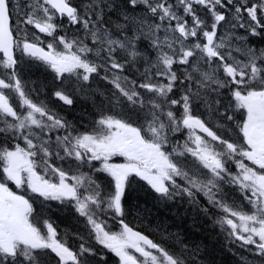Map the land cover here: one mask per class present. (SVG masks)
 <instances>
[{"label":"snow or ice","instance_id":"obj_1","mask_svg":"<svg viewBox=\"0 0 264 264\" xmlns=\"http://www.w3.org/2000/svg\"><path fill=\"white\" fill-rule=\"evenodd\" d=\"M249 37L264 38V0H0V264H107L103 250L118 264H202L199 246L178 235L158 228L156 240L129 226L134 177L161 201L215 209L216 224L253 257L242 264H264V47ZM24 57L80 93L94 76L106 80L121 113L81 131L33 98ZM53 95L73 104L62 88ZM216 118L235 125V138ZM51 201L84 218L78 247L58 233Z\"/></svg>","mask_w":264,"mask_h":264},{"label":"trees","instance_id":"obj_2","mask_svg":"<svg viewBox=\"0 0 264 264\" xmlns=\"http://www.w3.org/2000/svg\"><path fill=\"white\" fill-rule=\"evenodd\" d=\"M72 2L76 4L79 0H72ZM113 19H115V16ZM72 31L73 30L69 31V33H72L73 35L75 30ZM143 44L144 41H141L139 44L140 50L142 52L147 51L152 57H155V52L150 49V47H144ZM19 55L20 53H17V56ZM36 74L41 75L42 78H39L40 82L45 76L46 81L52 83V89L50 91L34 86L33 82H35L34 78L36 77ZM53 74V72L48 70L46 66L40 64L38 61H31L28 57L23 58V80L26 82L29 89L38 90L32 93L33 98L36 100H46L56 112L65 117L69 122L76 125L81 131L87 130L91 127L93 121L98 119L101 114L113 115V113H118L120 108H113L109 103V98L112 97L113 91L106 88V90L103 89V91H101L96 87L95 89L90 88L85 93H80L76 91L75 87L68 88L65 84H62L61 81L56 80ZM95 77L101 79L99 76ZM92 81L95 87V79L93 78ZM101 81L105 83L103 79H101ZM61 88L64 89L73 99L72 105H64L62 101H59L54 97V91ZM94 90L102 94H97V96L93 95ZM229 100L230 96L227 95L222 98L223 103L221 105V111H223L224 107L228 105ZM200 111L204 112L203 108H201ZM229 114H231V112ZM203 118H208L207 113L204 114ZM216 119H221V123L230 126L234 130L227 133H225V129H218L217 131L227 135L230 134L231 138H235L237 135L235 125L232 124V122L222 120V118ZM216 119H213L210 122L211 126L215 127ZM0 143H3V140H0ZM21 145L23 146L22 141ZM57 163H59V161ZM94 164L99 167V163ZM82 171L92 174L102 185H106L111 181L106 173L93 172L87 166H85ZM11 187L13 190H16L15 186L11 185ZM151 190L152 189L146 184L135 182L132 190L127 196L128 206L133 207V210L128 214L138 226L144 227L146 230L147 227H149L153 230H157L158 228L160 230H166L168 233L173 234L183 233L188 238L186 243H188L190 247L199 246L201 251L197 259L199 262H202V264H242L241 256H246L249 260L253 259L250 252H244L234 244L228 245L226 243L224 236L216 229V222L214 221L216 217L209 214H202L201 212L196 211L193 206L191 208L188 204L184 205L192 210V215L191 212L188 213L186 210L182 209L183 204L181 206L170 204L165 205V203H163ZM155 202L162 203L165 207V212L161 215H159V211L155 210ZM200 202L205 205L201 199ZM51 205L53 211L50 215L55 221L58 233L61 236L66 237L72 246L78 247L81 240L77 238L75 235L76 233L82 234L86 239L88 238V228L84 218L72 212L70 210V205L65 206L55 202H51ZM135 209H139V215ZM195 212L199 215L196 216ZM158 232L160 233V231ZM105 258L107 264H118L108 254H106Z\"/></svg>","mask_w":264,"mask_h":264},{"label":"bare ground","instance_id":"obj_3","mask_svg":"<svg viewBox=\"0 0 264 264\" xmlns=\"http://www.w3.org/2000/svg\"><path fill=\"white\" fill-rule=\"evenodd\" d=\"M143 45H144V47H149L147 41H144ZM35 76H36L34 78L35 82H33L34 86H37V87L44 89V90H47V91H50L52 89V83L50 81H46L45 76L43 77V80L41 82L39 80V78H42L41 75L36 74ZM97 87H99L101 90L104 89L103 86H101V85H98ZM154 206H155V210L159 211V215H161L162 213L165 212V207L162 203H156V204H154ZM182 209L186 210V212H188V213L191 212V215H192V210L188 209L184 204L182 205ZM195 215L198 216L199 214L195 212ZM195 215H193V216H195Z\"/></svg>","mask_w":264,"mask_h":264},{"label":"rangeland","instance_id":"obj_4","mask_svg":"<svg viewBox=\"0 0 264 264\" xmlns=\"http://www.w3.org/2000/svg\"><path fill=\"white\" fill-rule=\"evenodd\" d=\"M204 12H205V10H203ZM191 21V18H190V20H189V22ZM174 23V22H173ZM97 89H99V90H101L99 87H97ZM101 91H103V90H101ZM97 94L98 95H100V94H102V93H98L96 90H94V92H93V95H96L97 96ZM181 142H183V138L181 139ZM119 159H121V160H123L122 158H120V157H118ZM245 204H246V202H244ZM156 215V214H155ZM154 231H158V230H156V229H154Z\"/></svg>","mask_w":264,"mask_h":264}]
</instances>
